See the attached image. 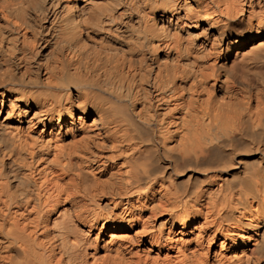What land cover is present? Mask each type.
Masks as SVG:
<instances>
[{"label":"bare ground","instance_id":"6f19581e","mask_svg":"<svg viewBox=\"0 0 264 264\" xmlns=\"http://www.w3.org/2000/svg\"><path fill=\"white\" fill-rule=\"evenodd\" d=\"M0 264H264V0H0Z\"/></svg>","mask_w":264,"mask_h":264}]
</instances>
